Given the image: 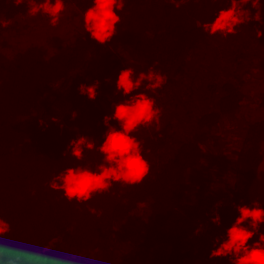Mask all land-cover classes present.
Segmentation results:
<instances>
[{"label": "trees", "instance_id": "1", "mask_svg": "<svg viewBox=\"0 0 264 264\" xmlns=\"http://www.w3.org/2000/svg\"><path fill=\"white\" fill-rule=\"evenodd\" d=\"M0 3L7 25L0 32V218L7 234L108 264H229L211 258L216 240L234 223L238 205L264 207V36H257L264 23L210 36L199 25L229 7L227 0L179 7L124 0L116 35L100 45L83 25L92 0H65L80 24L67 43L10 49L25 35L29 6ZM127 67L163 78L155 90L148 81L138 90L160 109L158 123L133 134L150 174L135 186L113 184L86 203L69 201L49 185L68 167L96 170L102 163L98 151L85 150L79 161L63 153L81 135L97 148L103 142V118L127 99L114 88ZM96 81L95 100L80 94L81 84ZM247 83L260 87L253 96L243 92Z\"/></svg>", "mask_w": 264, "mask_h": 264}, {"label": "clouds", "instance_id": "2", "mask_svg": "<svg viewBox=\"0 0 264 264\" xmlns=\"http://www.w3.org/2000/svg\"><path fill=\"white\" fill-rule=\"evenodd\" d=\"M79 2V0H78ZM179 7L186 0H168ZM229 7L221 8L215 18L208 23L199 25L210 36L220 34L227 37L235 35L237 28L245 22L264 23L261 11L264 8L261 0H227ZM16 6L27 4L30 16L46 17L51 26L55 27L65 10V0H3ZM251 4L255 15L250 18ZM124 8V0H92V4L83 15V25L90 38L100 45L109 44L116 35L117 25L121 22L119 11ZM3 19L2 3H0V32L6 27ZM257 36L264 32L257 30ZM147 87L155 90L163 83V78L152 72L135 74L130 67L122 69L115 80L114 88L123 97L122 102L112 106L111 116L103 118L107 131L103 142L97 148L96 140L83 135L70 141L64 154L79 161L84 159L85 150L98 151L103 161L96 170L84 167H68L54 177L50 188L62 191L69 200L86 203L94 195L109 191L113 184L119 183L135 186L142 183L150 174L151 165L143 156L141 141L133 135L142 127H151L159 122L160 109L155 99L138 91L144 82ZM99 81L91 85L81 84L79 92L89 100H95ZM116 121L113 126L110 121ZM94 211V210H93ZM239 215L225 231L223 239H217L211 258L227 257L229 264H264V207L259 202L251 206L238 205ZM213 223H221L220 217L213 218ZM10 226L0 218V264H108L84 252L66 251L51 245L25 242L10 237L7 233ZM258 236V239H255Z\"/></svg>", "mask_w": 264, "mask_h": 264}, {"label": "rangeland", "instance_id": "3", "mask_svg": "<svg viewBox=\"0 0 264 264\" xmlns=\"http://www.w3.org/2000/svg\"><path fill=\"white\" fill-rule=\"evenodd\" d=\"M74 6H66L64 12L61 14V18L59 23L53 27L49 24L48 19L42 16H29L24 21L23 24L25 28L23 32L25 35L21 36L22 38L11 40L8 44V47L15 48L17 46H26V45H34L40 44V46L46 47L49 50H52L59 45L67 43L72 34V28L78 27L79 19L75 17L74 19L71 18V14L73 13L72 10ZM260 70H255L253 77L257 76V72ZM219 72H217L214 77L218 76ZM229 76V74L227 75ZM254 79V78H253ZM258 85L254 83H247L246 87L243 89V92L247 96H253V92L257 91ZM250 110V107L246 108ZM261 185L260 183L257 184V188H255V193L260 192ZM259 194V193H258ZM256 194V196H258Z\"/></svg>", "mask_w": 264, "mask_h": 264}]
</instances>
